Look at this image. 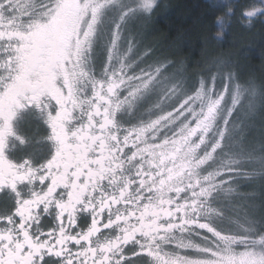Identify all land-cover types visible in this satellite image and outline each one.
Returning <instances> with one entry per match:
<instances>
[{"label":"snow or ice","instance_id":"6c2138e0","mask_svg":"<svg viewBox=\"0 0 264 264\" xmlns=\"http://www.w3.org/2000/svg\"><path fill=\"white\" fill-rule=\"evenodd\" d=\"M154 3L0 0V264H264V89L225 61L189 88L130 27ZM33 104L55 151L18 163Z\"/></svg>","mask_w":264,"mask_h":264},{"label":"trees","instance_id":"16d2710c","mask_svg":"<svg viewBox=\"0 0 264 264\" xmlns=\"http://www.w3.org/2000/svg\"><path fill=\"white\" fill-rule=\"evenodd\" d=\"M258 5L259 0H157L148 14L152 58L171 60L170 71L183 69L190 88L225 61L241 83L254 82L264 89V14L251 18V23L243 15ZM218 14L230 21L223 40L215 35L221 27L215 22Z\"/></svg>","mask_w":264,"mask_h":264},{"label":"flooded vegetation","instance_id":"af4514ba","mask_svg":"<svg viewBox=\"0 0 264 264\" xmlns=\"http://www.w3.org/2000/svg\"><path fill=\"white\" fill-rule=\"evenodd\" d=\"M48 104V110L52 114L58 111L59 105L54 98L42 97V104ZM15 130L22 136L25 143H21L16 137H9V147L6 149V155L15 162H21L25 158H30L34 164H40L50 159L55 151V142L51 136V128L47 122V112L42 111L35 104L26 106L22 109L14 120ZM26 185H20L23 190ZM15 194L10 188L0 192V210H11L14 207ZM85 223V221H81ZM53 223L51 218L45 217L43 225L45 228Z\"/></svg>","mask_w":264,"mask_h":264},{"label":"rangeland","instance_id":"374dc122","mask_svg":"<svg viewBox=\"0 0 264 264\" xmlns=\"http://www.w3.org/2000/svg\"><path fill=\"white\" fill-rule=\"evenodd\" d=\"M129 2H133V0H129ZM146 15H147V18H138L137 20L133 21L132 24L130 25L133 32L142 33L141 47H148L147 45H148V41H149V28H148L149 16H148V14H146ZM225 66H226V64H225ZM225 70H228V69H226V67H225ZM197 83H198V81L196 82V85H197ZM221 83H222V81L218 79L217 80V86L219 87ZM188 87L190 88L189 85H188Z\"/></svg>","mask_w":264,"mask_h":264},{"label":"clouds","instance_id":"9594fccd","mask_svg":"<svg viewBox=\"0 0 264 264\" xmlns=\"http://www.w3.org/2000/svg\"><path fill=\"white\" fill-rule=\"evenodd\" d=\"M156 3H157V0H155L154 7H155ZM227 11H228L229 14L231 13V11H230V6H228ZM246 11H247V10H246ZM249 19H251V18H249ZM215 22L218 23L219 25H221V27L218 28V29L215 31L216 38H217L218 40H223V37H224V35H225V31H226V29H227V25H228V23H229L230 21H226V20H225V16H224V14H218L217 17H216V19H215Z\"/></svg>","mask_w":264,"mask_h":264}]
</instances>
